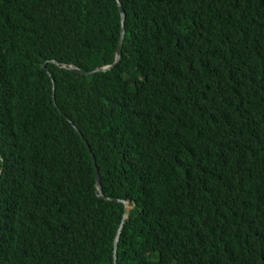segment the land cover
<instances>
[{
	"label": "trees",
	"instance_id": "obj_1",
	"mask_svg": "<svg viewBox=\"0 0 264 264\" xmlns=\"http://www.w3.org/2000/svg\"><path fill=\"white\" fill-rule=\"evenodd\" d=\"M120 2L0 0V264H264V0Z\"/></svg>",
	"mask_w": 264,
	"mask_h": 264
},
{
	"label": "water",
	"instance_id": "obj_2",
	"mask_svg": "<svg viewBox=\"0 0 264 264\" xmlns=\"http://www.w3.org/2000/svg\"><path fill=\"white\" fill-rule=\"evenodd\" d=\"M117 1H118V6H119L121 18H122V30H121V36H120L118 48H117V51H116L115 62L113 64H111V65H107V66H104V67H98V68H95V69L90 70V71L81 70L78 67H76L75 65H69V66H67V65L64 64V65L61 66L62 68L69 69V70H71L73 72L82 73L84 75H90V74H93V73L98 72V71H106V70H109L112 67H114L118 61H120V59L122 57V49H123V44H124V39H125V33H126L125 24H124L126 14H125V11H124V9L122 7V4H121L120 0H117ZM53 62L56 65H60L57 61H53ZM42 66L51 75V73L49 72V70L47 68V62H44ZM87 145H89V144L87 143ZM91 157H92L93 162H94V165H95L96 178H97V188H98V191H99V195H102L104 198H107L106 196H104L102 194V184H101V179H100V173H99V169H98V166H97L96 158H95L93 152H91ZM115 201H118V202H121V203L124 204V219H123V222H122V224H121V226L119 228L117 237L115 239L114 262L116 264V262H117L116 250H117V246H118V241L120 239V235H121V232H122V229H123L125 220L129 216V212H130V209H131V205H130V202L128 200L115 199Z\"/></svg>",
	"mask_w": 264,
	"mask_h": 264
}]
</instances>
